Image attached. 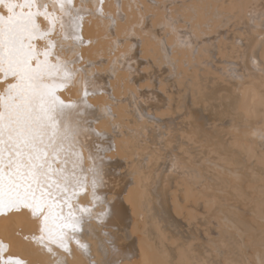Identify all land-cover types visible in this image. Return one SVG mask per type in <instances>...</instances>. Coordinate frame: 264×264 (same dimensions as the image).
I'll list each match as a JSON object with an SVG mask.
<instances>
[{"label":"bare ground","instance_id":"bare-ground-1","mask_svg":"<svg viewBox=\"0 0 264 264\" xmlns=\"http://www.w3.org/2000/svg\"><path fill=\"white\" fill-rule=\"evenodd\" d=\"M37 3L55 15L61 61H74L57 95L85 112L79 200H92L91 151L104 159L97 194L114 209L98 222V205L77 233L87 253L73 241L55 255L32 239L26 209L7 211V254L24 264H264V0H71L69 12Z\"/></svg>","mask_w":264,"mask_h":264},{"label":"snow or ice","instance_id":"snow-or-ice-1","mask_svg":"<svg viewBox=\"0 0 264 264\" xmlns=\"http://www.w3.org/2000/svg\"><path fill=\"white\" fill-rule=\"evenodd\" d=\"M56 2L62 12L70 11L71 0ZM54 30L55 15L47 4L0 0V214L26 209L38 222L40 235L34 233L32 239L52 255L56 254L53 246L70 252L73 241L87 253L88 246L75 239L77 233L83 232L98 205L102 206L98 222L111 217L114 205L97 194L104 159L101 156L98 163L91 151L92 200L89 205L79 200L88 187L78 150L85 112L79 103L66 104L57 95L72 78L74 70L68 65L74 61H61L52 40ZM89 87L85 80V96ZM109 243L115 253L114 241ZM0 264L24 261L7 254L0 242Z\"/></svg>","mask_w":264,"mask_h":264}]
</instances>
